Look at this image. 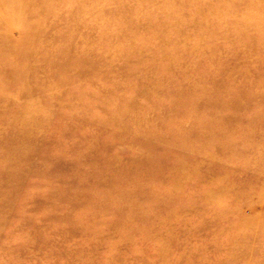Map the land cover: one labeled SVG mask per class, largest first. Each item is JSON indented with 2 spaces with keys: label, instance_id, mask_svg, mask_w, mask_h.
Masks as SVG:
<instances>
[{
  "label": "rangeland",
  "instance_id": "obj_1",
  "mask_svg": "<svg viewBox=\"0 0 264 264\" xmlns=\"http://www.w3.org/2000/svg\"><path fill=\"white\" fill-rule=\"evenodd\" d=\"M128 1L146 27L98 13L105 62L46 73L81 4L114 7L56 0L0 74V264H264V0Z\"/></svg>",
  "mask_w": 264,
  "mask_h": 264
},
{
  "label": "bare ground",
  "instance_id": "obj_2",
  "mask_svg": "<svg viewBox=\"0 0 264 264\" xmlns=\"http://www.w3.org/2000/svg\"><path fill=\"white\" fill-rule=\"evenodd\" d=\"M52 1L54 2H51V4L50 3L47 4L48 3L47 0H0V74H2L4 78H9V76L11 75L9 71H11L12 68L14 67L13 64L15 59L13 57H15V55H18L20 60L34 61L40 47H42L44 44L48 42V38H47L48 27H49L48 19L53 18L54 15H56V9H55L56 0H52ZM113 2H114V7H112V9H100L96 7V5H92L89 7L85 6L84 4L80 5V14L72 19L73 29L64 34L62 38L63 44L59 49L54 51L55 60H52L50 62V64L47 67L46 73L55 77V73L59 72L63 68L61 66V63L71 62L70 58L73 57L75 54H78L80 59H87L89 55L93 54L97 58V61L100 60L103 62L105 61L102 60V58H104L103 56L101 57L102 52L104 53L106 52L105 55L106 54L109 56L114 55V50L112 51L107 45H110L113 41L115 42L119 41L122 37H124L125 33L124 32L118 33L116 38L114 37L113 39H111L112 36L106 35V30L103 27V23H100L98 19H94L98 13L104 14L105 12L112 11V13L117 14L115 17H113L112 20L116 24L122 25L123 27H125L128 24L132 26L135 23L132 22V20L129 21L130 19L127 18V13L128 14H131L133 12L139 13L140 20L136 19L135 26L146 27V25H144L145 22L141 21L142 14L145 15L142 10L143 9L142 7H140L138 4L130 3L128 0H113ZM110 14L111 13L109 12V15ZM148 16L150 17L149 14ZM12 27L19 28L18 36L14 37L11 35V31L9 30H12L13 29ZM139 43L141 45L147 46L145 38H142L139 41ZM30 45H33L35 48H37L35 49L34 53H32V51L26 50V48L22 49L24 46H30ZM105 47H108V51L103 50V48ZM140 48L141 47H138L137 49ZM128 53L129 52H126L124 48H121V50L118 53H116L115 56L117 57L122 56L124 58L130 55ZM131 54L132 57H134L135 52H132ZM137 56L139 58L142 57L140 55ZM89 63H93V62H89ZM49 70L50 71L54 70L55 73H50ZM128 72L129 71H127V73ZM148 73L149 72L147 71L146 74ZM60 80L63 81L64 79H60ZM188 84H190L189 85L190 87L188 88L191 89L192 81H189ZM9 87L14 88L15 85L7 79L5 80L4 84L0 83V90L2 88L8 89ZM164 87H165L164 91L163 92L160 91L161 93H163V96L160 97V101L168 100L171 97L170 95L174 94L171 92L173 91V89H171L170 86H164ZM161 117H163V121L156 120L154 124H161V122L164 123L165 126L169 124V122L166 121L168 117L165 111L164 114L161 115ZM96 118L102 120L103 116L101 115V113H97ZM105 118L108 117L105 116ZM33 119H34L33 116H28L26 117L25 120L28 123H31L32 121H34ZM122 120L123 119L121 118H115L114 115L113 119L110 121L113 125L117 124L118 129L122 130L120 128L121 125L127 124ZM124 120L129 121L127 119ZM229 120L230 118H227L226 122L223 124H226L227 121ZM0 130H1L0 137H5L7 134L9 136V133L5 132V135L4 133H2V131L4 130L3 128H1ZM198 132L199 131H197V133ZM238 252L239 251L235 252L234 257L237 256ZM232 260L233 259H231V261Z\"/></svg>",
  "mask_w": 264,
  "mask_h": 264
}]
</instances>
